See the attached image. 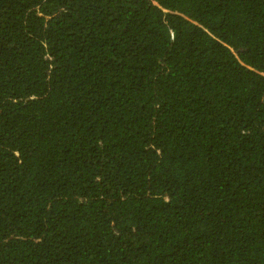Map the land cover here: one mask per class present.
I'll return each instance as SVG.
<instances>
[{
  "label": "trees",
  "instance_id": "16d2710c",
  "mask_svg": "<svg viewBox=\"0 0 264 264\" xmlns=\"http://www.w3.org/2000/svg\"><path fill=\"white\" fill-rule=\"evenodd\" d=\"M0 264H264V0H0Z\"/></svg>",
  "mask_w": 264,
  "mask_h": 264
}]
</instances>
